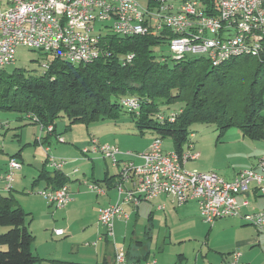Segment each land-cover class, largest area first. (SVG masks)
Masks as SVG:
<instances>
[{
    "label": "built area",
    "instance_id": "built-area-1",
    "mask_svg": "<svg viewBox=\"0 0 264 264\" xmlns=\"http://www.w3.org/2000/svg\"><path fill=\"white\" fill-rule=\"evenodd\" d=\"M141 1L0 0V70L16 63L20 47L34 51V43H42L41 53L73 65L109 58L112 53L103 44L104 32L121 36L154 33L167 41L170 57L175 62L182 55L206 53L211 54V64L212 57L222 56L238 47H245L251 57L264 54V0H148V5ZM193 12H200V19H193ZM176 30H185V37H176ZM89 52H97L95 61H85V54ZM134 58V54H128L120 61L125 66ZM44 67L47 70L49 63ZM125 99L140 102L136 97ZM179 113L168 118L176 119ZM158 117L165 120V115ZM27 118L39 122L31 115ZM43 129L42 125L41 131ZM46 130L53 132V126ZM40 139L42 136L38 141ZM57 140L65 143L63 137ZM193 149L192 145L182 154L176 151L166 153L163 140L155 138L147 150L135 153L92 137L90 144L82 150L83 156L87 159L100 155L119 169L116 203L99 212V223L107 231L103 236L114 238L115 220L128 218L124 205L138 207L158 196H167L179 207L196 202L201 218L208 224L242 217L264 233V210L241 216V210L248 206V202L240 204L237 200L238 196L249 193L252 186L264 195V156L258 162L260 171L246 169L233 180H226L216 173L187 171L185 166L200 157ZM45 151L47 167L61 172L67 161H58L49 148ZM136 160L141 163L137 164ZM22 169L23 164L18 159L10 160L6 172L0 176L1 192H12L15 178ZM87 186L92 192L105 194L97 184L87 183ZM40 195L57 209L72 202L67 185L43 190ZM55 234L61 236L64 230H56ZM241 257L240 252H235L231 261L222 264H244ZM114 264H158V261L131 260L126 249L120 247L115 251Z\"/></svg>",
    "mask_w": 264,
    "mask_h": 264
},
{
    "label": "trees",
    "instance_id": "trees-1",
    "mask_svg": "<svg viewBox=\"0 0 264 264\" xmlns=\"http://www.w3.org/2000/svg\"><path fill=\"white\" fill-rule=\"evenodd\" d=\"M103 44L111 57L90 64L53 59L39 76L0 70V110L31 115L43 126L54 124L57 132L59 119L88 126L118 118L125 98L136 97L141 108L131 114L138 117L137 127L155 131L161 136L157 138L171 137L179 154L197 123L216 125L222 132L237 127L251 140H264V54L213 66L198 57L169 59L160 51L167 41L154 33L119 37L107 32ZM128 54L135 58L124 66L120 58ZM162 106L177 109L165 113ZM174 113L179 114L171 122L168 117ZM158 115H165V120ZM39 179H46L53 189L67 185L59 171L44 170ZM28 216L11 192L0 191V226L9 228L0 234V246L7 247L0 251V264H42L32 251L35 238Z\"/></svg>",
    "mask_w": 264,
    "mask_h": 264
},
{
    "label": "rangeland",
    "instance_id": "rangeland-1",
    "mask_svg": "<svg viewBox=\"0 0 264 264\" xmlns=\"http://www.w3.org/2000/svg\"><path fill=\"white\" fill-rule=\"evenodd\" d=\"M141 3L148 5V0H142ZM160 51L162 55L171 59L168 45ZM190 57L193 56L187 55V58ZM52 60V55H45L41 51H33L26 47H20L18 49L16 63L7 67L5 72L6 74H12L19 69L27 76H39L46 71L44 65ZM175 109L177 107L173 106L170 108L162 106L161 108L165 113H170ZM27 116L17 111L0 110V176L6 172L5 169L11 157L20 153L24 162L20 158L18 160L20 162L22 161L24 171H20L23 177L22 175L18 176L20 173L18 172V177L15 178L14 187L17 191L13 193V197L19 205L25 207L26 213L29 214L30 211H34L36 214L35 217H37L35 220L37 224L44 218L42 216V210L45 208L44 210L49 212L50 209L44 197L40 195V192L44 190L42 187H38L37 190L34 192L31 191V193L28 191H30L34 177L37 178L39 175V170H36V167L42 166L45 158H48L45 148H49L51 155L54 156L53 150L55 152L58 146H65L69 150L74 151L78 150L75 147V145H78L82 149L90 143L91 137H93L97 138L101 143H115L118 145L119 140H121L120 146L125 149L124 151L128 150L141 153L147 149L155 138L161 137L153 130H140L136 123L138 117L131 114L125 107H123V112L118 118L97 121L88 126L82 123L70 125L68 119H59L56 123L57 131L63 133V135L55 132L54 124L43 126L44 129L41 131L42 125L40 122L32 121ZM49 126H53V132H47L46 129ZM41 136L42 139L37 141ZM50 136H55L53 138L55 141L58 137H63L65 142L67 141L66 145L53 141L52 148H50L48 145H45L46 142L44 141L46 140L44 139L45 137L48 138ZM162 140L166 153L176 150L174 140L171 137H166ZM192 144L194 147L192 151L198 153L200 157L196 161H190L185 166V169L189 172L216 173L226 180H230L233 175H236L240 171L252 169L256 164V160L261 159L264 155V140H251L245 137L243 131L237 127H232L222 132L216 125L206 123L194 124L190 128L188 141L183 144L184 151H188L189 146H192ZM78 154L79 156L81 155V150ZM83 158L85 157L83 156ZM63 160L71 161L72 159H58V161ZM76 166L77 168H74L75 170L73 169L72 175L77 170L79 173L77 172L78 174L74 175V177L81 176L83 178V170H87L86 166ZM115 170L118 171L119 169L115 168ZM32 173L35 175L34 177ZM86 182L89 185H95L93 181L89 182L87 180ZM0 186H2V183ZM92 194L93 197L90 196V200H87L84 204L77 207L71 215H66V212L59 211L65 208L51 210L49 212L53 216L52 222H55L57 227L66 229L71 226L72 228L71 234L62 239L69 240L73 238L71 241L65 243V251L70 250L69 245L72 243L85 248V250L94 251L96 250L94 243L98 239L99 232L101 231L104 234L107 232L105 228L98 224V219L96 218L98 215L96 213L97 204H94L97 203V197L95 192H92ZM160 216L161 218L157 220L156 227L157 234L158 232L160 234L158 237L157 235L152 239H149L150 236L143 237L148 227L146 218L145 222L142 220L135 229L145 245H150L153 253H156L159 264L175 263L174 259L183 251L188 255V262L191 264H196V255L198 253L200 254L199 263H202L203 259L209 262V259L214 260L215 256L220 257V254L214 251V243L212 244V241L207 238L211 225L205 223L200 215L197 214L190 218L189 220L192 222L190 221V223L186 224L184 222L180 223L178 220L175 221L176 225L173 227V232L170 223L166 224L164 214L160 213ZM189 224H191V227L187 226ZM160 227L167 228L162 229L160 232ZM8 230V227L0 226V234L6 233ZM94 230L96 231L95 235L93 234L95 232ZM167 232H171V235L167 236ZM122 234L123 229L119 224H116L115 239H109V243H114L115 241L122 246ZM166 236L171 239L172 243L169 238L165 242ZM0 251H7V247L0 246ZM88 255L89 258H94L92 254Z\"/></svg>",
    "mask_w": 264,
    "mask_h": 264
},
{
    "label": "crops",
    "instance_id": "crops-1",
    "mask_svg": "<svg viewBox=\"0 0 264 264\" xmlns=\"http://www.w3.org/2000/svg\"><path fill=\"white\" fill-rule=\"evenodd\" d=\"M57 134L63 135V133L59 131H57ZM53 138H55V136H50L48 138L45 137V145H48L50 148H52L53 141L58 142V140L55 141ZM37 141L36 143H38ZM66 142L60 144L66 145ZM118 143L119 145L115 143L106 144L118 145L122 150H125L120 146L121 140H119ZM75 147L78 150H69V148L65 146H58V149H56L55 152L53 150V155L58 159H72L71 161L65 160L67 161V164L61 170V174L64 176V178H66V183L72 196V202L67 207H65V209L63 208L64 210L59 211L66 212V215H71L73 212H75L77 207L84 204L87 200H90V196L93 197V194L92 192H89L90 190L87 188L86 181H93L95 184L100 185V187H102L105 191V194L96 193L97 203L94 204H97L96 213L98 215L96 216V218L98 219L101 209L114 205L116 203V184L119 179V170H115V167H113L112 164L109 163L110 161L104 159L100 155H93L87 159L83 158V148L81 149L78 145H75ZM80 150L81 155L79 156L78 153H80ZM19 156L17 157L23 161V159L21 158V154H19ZM14 157L12 156L11 159ZM259 160L260 158L256 160V164L252 167L257 169L258 171H260L258 169ZM46 161L47 159L45 158L43 165L36 167V170H39V175L37 178L34 177L35 175L32 173L34 180L30 191H28L29 193H31V191L34 192L38 187H42L44 190L53 189L52 187H50L51 184L46 179H39L44 170L53 173V170L46 167ZM135 162L137 164L141 163L140 160H136ZM76 165L86 166L87 170H83V178L81 176L74 177V175L78 174L79 172H76L72 175L73 169L77 168ZM7 168L8 166L5 170H7ZM22 171H24V166L21 172ZM21 172L19 173L20 175L18 174V176L22 175L23 177V174H21ZM237 174L233 175L230 180H233L237 176ZM18 176H16V178ZM49 176L53 177V174H49ZM16 191L17 190L14 187L11 194L13 195V193ZM5 194L7 195V193ZM237 200L240 204L245 201L248 202V206L242 208L241 216H244L246 214H254L264 210V195L257 190L256 186H253L249 193L238 196ZM21 207L26 212L25 207ZM48 207L50 209L49 212L51 210L57 209L49 204ZM123 208L128 218H117L114 222V234L116 224H119L123 229V245L120 246L119 243L115 241L114 243H109V239L103 236L104 233L100 231L98 234V239L94 243V248H96V250L94 251L85 250V248L77 246L74 243L69 245V251H65V243L71 241L73 238H70L69 240L62 239L68 237L71 234V226L67 227L66 229L57 227L56 223L52 222L53 216L49 212L44 210L45 208L42 210V216L44 218L39 224H37L35 222V220L37 219V217H35L36 214L34 213V211H30L27 219V226L29 231L35 238L32 245V251L38 258L42 260V264H114L115 251L120 247H124L126 249L128 258L131 260H157L156 253H153L151 246L148 244L145 245L144 241H142L138 236L139 233L137 232V230H135L140 222L142 220L145 222V218L147 219V232H145L143 237L150 236L149 239H152L156 235L157 237L158 235H160L159 232L157 234L156 230L157 220L161 218L160 213L164 214L166 224L170 223L172 232L173 227L176 225L175 221L178 220L180 223L184 222V224H186L190 223V218L196 216L197 214L200 215L198 204L196 202H190L179 207L175 203H173L172 200L167 196H158L152 201L141 203L138 207L128 204L124 205ZM98 224L100 225L99 220ZM210 225L211 227L209 229L207 238L208 240L212 241V244L214 243V251L219 253L220 257L215 256L214 260L209 259L210 263L207 260L205 261L204 259L202 263H199L198 260H200V254L198 253V255H196V264L228 263L229 261H231L232 255L235 252H240L242 254L241 262L244 264H264V233L259 232L253 225L248 224L242 217L225 218L222 220H218L214 224ZM187 226L191 227V224ZM166 228L167 227H160L159 231L161 232L162 229ZM192 228H194V226H192ZM59 229L64 230V234L61 236L55 234V231ZM93 234L95 235L96 231ZM166 235H171V232H167ZM167 236L165 237V242L169 238ZM170 242L172 243L171 239ZM210 250L212 249L210 248ZM88 254H92L94 258H89ZM176 259L178 260L176 261ZM174 260L175 263L171 264H191L188 262L189 257L185 253V251L179 254Z\"/></svg>",
    "mask_w": 264,
    "mask_h": 264
},
{
    "label": "bare ground",
    "instance_id": "bare-ground-1",
    "mask_svg": "<svg viewBox=\"0 0 264 264\" xmlns=\"http://www.w3.org/2000/svg\"><path fill=\"white\" fill-rule=\"evenodd\" d=\"M193 19H200V12H193ZM107 32H104V37ZM111 34L119 37H128V36H137V34H126L124 36H121V34H114L110 32ZM176 37H185V30H176ZM34 51H42V43H34ZM244 55H251L250 51H247L245 47H238L236 50H229L227 51L226 54L222 56H217V57H212V65L213 66H219L223 62L235 58V57H240ZM187 55H182L179 56L178 59H181ZM193 56V55H191ZM193 57H198V58H204L208 61H211V54H206V53H199L195 54ZM97 59V52H89L85 54V61H94ZM139 101V100H138ZM123 106L130 112H138L141 108L140 102H135V101H129L128 99H125L123 101ZM171 122H174V118H169ZM161 120H163L161 118Z\"/></svg>",
    "mask_w": 264,
    "mask_h": 264
}]
</instances>
